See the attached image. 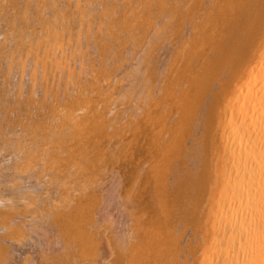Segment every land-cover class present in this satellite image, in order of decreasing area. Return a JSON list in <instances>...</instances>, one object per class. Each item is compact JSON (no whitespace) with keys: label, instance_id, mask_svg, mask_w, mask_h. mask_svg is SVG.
Returning <instances> with one entry per match:
<instances>
[{"label":"bare ground","instance_id":"6f19581e","mask_svg":"<svg viewBox=\"0 0 264 264\" xmlns=\"http://www.w3.org/2000/svg\"><path fill=\"white\" fill-rule=\"evenodd\" d=\"M0 264H264V0H0Z\"/></svg>","mask_w":264,"mask_h":264},{"label":"rangeland","instance_id":"374dc122","mask_svg":"<svg viewBox=\"0 0 264 264\" xmlns=\"http://www.w3.org/2000/svg\"><path fill=\"white\" fill-rule=\"evenodd\" d=\"M139 194H140V195H139L138 197L141 196L142 198L140 197V199L137 198L138 200H137V199H136V200H137V202H141L140 204H142V203H144V201H143V200H144V198H143L144 195L142 194V191H141V193H139ZM144 197H145V196H144ZM137 204H138V203H137ZM140 204H139V206H142V208L140 207L139 209L144 210V211H146V212H147V211H150V210H145V208H143L144 204H142V205H140ZM137 206H138V205H137ZM144 207H145V206H144ZM146 208H147V207H146Z\"/></svg>","mask_w":264,"mask_h":264}]
</instances>
